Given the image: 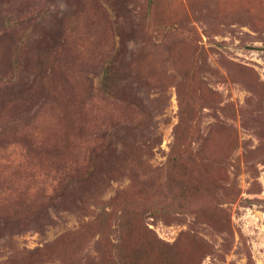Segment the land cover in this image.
<instances>
[{
	"label": "rangeland",
	"instance_id": "obj_1",
	"mask_svg": "<svg viewBox=\"0 0 264 264\" xmlns=\"http://www.w3.org/2000/svg\"><path fill=\"white\" fill-rule=\"evenodd\" d=\"M147 10L0 0V264H264V0Z\"/></svg>",
	"mask_w": 264,
	"mask_h": 264
},
{
	"label": "trees",
	"instance_id": "obj_2",
	"mask_svg": "<svg viewBox=\"0 0 264 264\" xmlns=\"http://www.w3.org/2000/svg\"><path fill=\"white\" fill-rule=\"evenodd\" d=\"M154 4H155V0H148L147 21L150 20V16H151V14L153 12V9H154ZM159 29H161L162 32H168V33L179 32V28L177 27V25H174V24H170V25L162 24V25H159ZM183 112L184 111H183V108H182V115H183ZM124 131H126V130H124ZM178 134H179V132H178ZM130 135H132V134H130ZM128 136L129 135H127V137ZM178 144H179V137H178V140H177L176 144L171 149L170 159H169L170 162H176V161L180 162V161H183V160L189 158L190 156H193V154H194L193 151H192L191 145L184 144V145L179 147ZM114 152H116V151H114ZM139 155H140L139 151L134 146V144H132V143L124 144V149L122 151V158H121L123 160H120V161H126V160H124L125 158L128 159L129 157H135L133 159V161L137 162L138 158L140 157ZM111 157H115L114 153L110 154V156L108 157L109 159H108L107 162L110 161ZM115 158L119 159L120 157H115ZM186 186L187 185H182L181 186V189H180L181 194H182V192H184ZM123 198H125V196L123 197V196L120 195L121 201H122ZM147 202H148V198H145L143 196H133V195H131V196H129V200H127V202H125L124 204L125 205L127 204L129 207H137L138 205H140V206L147 205ZM153 206H154V204H153ZM150 247H151L150 248V250H151L150 252L153 253V254H156L157 258H160V255H159V253H160L165 258L174 259V255H173L174 253L170 249H168L164 244L153 243L152 242ZM172 264H178V263H175V261H174Z\"/></svg>",
	"mask_w": 264,
	"mask_h": 264
}]
</instances>
